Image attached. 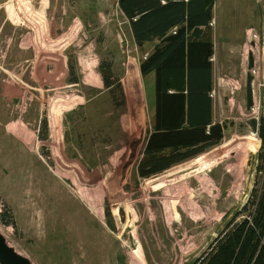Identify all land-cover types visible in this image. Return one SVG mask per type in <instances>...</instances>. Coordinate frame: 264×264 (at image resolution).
I'll return each mask as SVG.
<instances>
[{"label": "rangeland", "instance_id": "1", "mask_svg": "<svg viewBox=\"0 0 264 264\" xmlns=\"http://www.w3.org/2000/svg\"><path fill=\"white\" fill-rule=\"evenodd\" d=\"M205 32L217 50L212 121L231 124L202 153L140 176L154 74L138 64L152 44L134 43L116 0H0V231L33 264H191L252 208L264 0H215ZM104 58L124 103L101 82ZM78 104L110 137L90 143L86 133H104L76 118L74 151L90 169L65 153Z\"/></svg>", "mask_w": 264, "mask_h": 264}, {"label": "trees", "instance_id": "2", "mask_svg": "<svg viewBox=\"0 0 264 264\" xmlns=\"http://www.w3.org/2000/svg\"><path fill=\"white\" fill-rule=\"evenodd\" d=\"M215 0H116L118 9L128 22L131 37L137 46L152 44L151 51L140 60L142 77L154 73L152 124L138 162L140 176L159 173L167 167L198 155L214 145L222 136L225 124L211 123L212 41L205 29L212 17ZM97 71L103 86L124 103L123 88L115 77L112 59H100ZM5 69L8 68L5 66ZM31 78V77H30ZM27 75L22 80L32 81ZM184 87L179 88L182 84ZM172 91H169L171 90ZM184 90V91H183ZM261 115L249 120L260 139V165L257 185L250 189L249 211L234 222L229 219L209 242L203 254L191 264H264V96ZM76 118L90 125L92 117L82 105H76L68 118L65 133L67 156H79L87 169L95 159L86 161L74 148L81 139L74 134ZM97 124V125H96ZM90 129L104 133H86L90 143L109 142V134L96 120ZM257 124V125H256ZM95 142V143H96ZM73 149V150H72ZM74 153V154H73ZM239 213H237L238 215ZM248 214V215H247ZM3 214L0 215V217Z\"/></svg>", "mask_w": 264, "mask_h": 264}, {"label": "water", "instance_id": "3", "mask_svg": "<svg viewBox=\"0 0 264 264\" xmlns=\"http://www.w3.org/2000/svg\"><path fill=\"white\" fill-rule=\"evenodd\" d=\"M0 264H33L29 255L9 244L0 231Z\"/></svg>", "mask_w": 264, "mask_h": 264}, {"label": "crops", "instance_id": "4", "mask_svg": "<svg viewBox=\"0 0 264 264\" xmlns=\"http://www.w3.org/2000/svg\"><path fill=\"white\" fill-rule=\"evenodd\" d=\"M215 3V2H214ZM145 43H147V42H145ZM152 49V48H151ZM151 51V50H150ZM212 51H213V53H212V55H211V57L213 58V59H215V57H216V54H217V50L215 49V47H212ZM211 59V58H210ZM211 63H212V61H211ZM212 73H213V63H212ZM154 74V73H153ZM185 86V84H184V82H183V84L179 87V88H181V87H184ZM214 89V87L212 86V88H211V91L209 92V97L211 98V123L210 124H212L213 123V113H212V111H213V95H212V90ZM169 91H172V89L171 90H169ZM184 91V90H183ZM151 131V130H150ZM150 133V132H149Z\"/></svg>", "mask_w": 264, "mask_h": 264}]
</instances>
